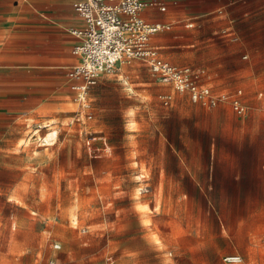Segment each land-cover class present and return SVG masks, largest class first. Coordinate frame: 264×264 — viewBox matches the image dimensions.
Returning <instances> with one entry per match:
<instances>
[{
	"label": "rangeland",
	"instance_id": "1",
	"mask_svg": "<svg viewBox=\"0 0 264 264\" xmlns=\"http://www.w3.org/2000/svg\"><path fill=\"white\" fill-rule=\"evenodd\" d=\"M172 30L153 42L178 62L180 48L156 41ZM169 89L132 59L89 89L90 119L62 83L22 91L24 110L0 128V264H264V177L252 150L217 138L211 151L239 159L210 160V139L183 120L192 138L174 141L189 167L169 168L165 148L160 179L149 168V120L171 104ZM89 135L108 150L94 156ZM173 172L184 191H168ZM189 173L219 185L197 191Z\"/></svg>",
	"mask_w": 264,
	"mask_h": 264
},
{
	"label": "crops",
	"instance_id": "2",
	"mask_svg": "<svg viewBox=\"0 0 264 264\" xmlns=\"http://www.w3.org/2000/svg\"><path fill=\"white\" fill-rule=\"evenodd\" d=\"M72 1L0 0V128H7L8 118L24 110L18 99L29 85L42 84L53 90L62 83L72 92L74 100L75 93L66 82V71L78 61L72 49L79 37L72 29L80 27L82 20L74 11ZM161 2L164 10L148 7L140 14L148 22L163 24L166 29L172 27V31L158 33L156 41L181 51L176 58L178 62L163 57L153 42L156 32L150 42L159 55L173 64L191 67L198 74L197 82L214 92L240 90L239 100L246 111L237 114L228 100L204 106L193 101L187 92L176 91L160 81L170 87L166 97L169 96L171 104L168 108L158 107L156 115L149 120V133L155 139L149 147L151 151L147 152L151 156L146 158L149 168L160 179L165 148L169 168L181 172L189 167L185 161L190 154L178 151L174 141L187 145L192 138L190 133L182 131L180 124L185 120L191 123L196 134L210 139V151L206 154L210 160L239 159L230 150L221 154L211 151L219 138L222 144L237 147L238 151L252 150L260 175L264 177V0ZM172 92H177L173 100ZM31 98L38 100V97ZM187 175L189 183L200 192L216 190L214 186L219 185L202 181L192 173ZM180 184L174 172L167 173L168 191H184L178 188Z\"/></svg>",
	"mask_w": 264,
	"mask_h": 264
},
{
	"label": "built area",
	"instance_id": "3",
	"mask_svg": "<svg viewBox=\"0 0 264 264\" xmlns=\"http://www.w3.org/2000/svg\"><path fill=\"white\" fill-rule=\"evenodd\" d=\"M72 7L82 20V25L72 32L79 37L72 51L78 61L66 71V82L74 91V100L86 119L92 114L88 107L87 92L99 82L103 73L120 70L123 63L132 59L146 62L150 73L159 81L170 84L176 91L187 92L190 98L204 106H214L220 101H230L237 114L246 111L236 92H214L209 86L197 82L198 74L189 66L173 64L163 59L151 37L167 27L146 21L141 10L148 7L165 9L161 0H73ZM169 96L165 98L167 102ZM96 141L95 135L85 137V145L94 156L108 150L105 140ZM236 256H228L234 261Z\"/></svg>",
	"mask_w": 264,
	"mask_h": 264
}]
</instances>
